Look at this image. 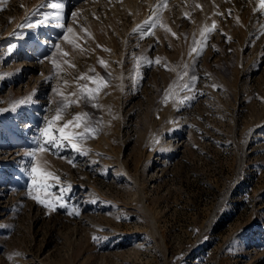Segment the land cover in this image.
Instances as JSON below:
<instances>
[{"label":"rangeland","instance_id":"obj_1","mask_svg":"<svg viewBox=\"0 0 264 264\" xmlns=\"http://www.w3.org/2000/svg\"><path fill=\"white\" fill-rule=\"evenodd\" d=\"M160 2L0 0V264H264V12Z\"/></svg>","mask_w":264,"mask_h":264},{"label":"snow or ice","instance_id":"obj_2","mask_svg":"<svg viewBox=\"0 0 264 264\" xmlns=\"http://www.w3.org/2000/svg\"><path fill=\"white\" fill-rule=\"evenodd\" d=\"M168 5V0H161L160 4L157 5V8L160 9V8H166ZM53 8H59V7H63L62 4H59V3H53L51 5ZM199 6V5H198ZM255 11H260V12H264V0H258V3H257V7L256 9H254ZM230 14V13H229ZM220 15H223V13H220ZM185 16L187 18L190 19V15L188 13H185ZM237 20H239V18L237 17ZM156 25H159V20L156 21ZM139 27V26H138ZM216 23L215 21L212 22L211 26H206L205 29L201 32V36L206 38V35L208 33H211L212 31H215L216 30ZM168 31H171L170 28L167 29ZM68 31H72L71 29H68ZM150 34H154V33H150ZM172 35H176L175 33H172ZM193 52H197L198 51V48L194 47L192 49ZM157 63H159V60L156 61ZM100 63L102 65H104L105 67L107 66L106 62L103 61L102 59L100 60ZM80 79H88V80H91L93 81L94 83H98V87L96 88H87V86L85 85H82V89L84 88H87V93L89 95H92L93 98H94V94L95 93H98L102 87H106L107 84L105 81H103L102 78H99V81L96 80V78H93V77H86V76H81ZM73 95H75L73 93ZM87 114L86 113H79L77 114L72 120H68L64 123L63 127H60L58 129L59 133H60V136L59 137H56L55 135H53L51 129H52V125L50 124L49 125V128L48 129H45L44 131V135L47 137V141L48 143L50 144H55L56 140L57 139H71L75 136H79V135H82L81 133H76L74 131H71L70 129H74V128H78L80 127L81 123L83 122V118H86ZM57 120H60L62 119V117L59 115V113L57 114V117H56ZM67 130V131H66ZM89 131H94V130H89ZM73 147H75V145H73ZM41 150H44V149H41ZM36 169H33V172H35ZM44 175L46 176H51L52 174L51 173H45ZM36 199H40L39 197H34ZM41 203H45L46 201L44 200H40ZM51 206V205H49Z\"/></svg>","mask_w":264,"mask_h":264},{"label":"bare ground","instance_id":"obj_3","mask_svg":"<svg viewBox=\"0 0 264 264\" xmlns=\"http://www.w3.org/2000/svg\"><path fill=\"white\" fill-rule=\"evenodd\" d=\"M44 25V24H43ZM35 29V28H34ZM20 36V35H19ZM22 36V35H21ZM23 37V36H22ZM17 38V37H16ZM30 38V37H29ZM28 39V38H27ZM24 41V40H23Z\"/></svg>","mask_w":264,"mask_h":264}]
</instances>
